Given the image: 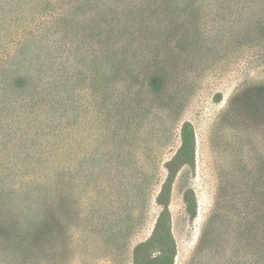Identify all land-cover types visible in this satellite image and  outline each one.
<instances>
[{"label": "rangeland", "instance_id": "374dc122", "mask_svg": "<svg viewBox=\"0 0 264 264\" xmlns=\"http://www.w3.org/2000/svg\"><path fill=\"white\" fill-rule=\"evenodd\" d=\"M256 3L238 15L231 6L223 19L207 3L203 15L171 13L157 28L130 13L112 20L108 31L126 49L114 39L96 88L76 87L86 106L73 123L13 96L25 82L2 66L22 28L52 17L12 23L0 9V264H155L161 236L174 242L171 264L229 262L215 246L216 217L238 212L231 198L240 189L247 199L257 172L251 146L264 157V8ZM89 7L75 25L93 27ZM152 58L162 61L146 73Z\"/></svg>", "mask_w": 264, "mask_h": 264}, {"label": "trees", "instance_id": "16d2710c", "mask_svg": "<svg viewBox=\"0 0 264 264\" xmlns=\"http://www.w3.org/2000/svg\"><path fill=\"white\" fill-rule=\"evenodd\" d=\"M0 0V6H2ZM8 8L1 11L16 22L20 17H28L35 13H49L52 17L44 21L40 28L25 29L16 34L15 45L2 65L12 73L16 82L24 80L22 86H15L14 95L18 100L26 99L33 103L42 104L47 109L41 110L49 116L56 115L68 122L75 120L76 108L84 107L83 99L77 100L76 87L82 82L91 89L99 84L101 75L106 74L107 67L104 60H108V53L113 51L112 46L119 41L120 49H126L127 41H121V37L113 36L108 28L112 20L126 13L134 14L141 21V25L157 28L161 25L165 16L171 13L191 14L192 17L203 15L204 5L211 3L216 8L215 17L223 19L228 11L238 15L242 13L249 4V0H8ZM258 6L264 8V0H257ZM90 5L93 7L95 18L90 28L88 22L75 25L86 16ZM106 5L108 6L106 8ZM232 6V7H231ZM88 7V8H87ZM230 7V8H229ZM58 10L55 14L51 13ZM91 10V9H90ZM48 14V15H49ZM91 17V14H89ZM85 26V27H82ZM95 33V41L91 34ZM113 37H112V36ZM144 45L146 39L140 38ZM131 46H128L130 49ZM112 49V50H111ZM102 58V60H101ZM156 58V56H155ZM145 61L147 71L154 70L162 60ZM102 61V62H101ZM143 72V73H145ZM154 74V71L153 73ZM138 82L143 85V75L139 76ZM118 112L116 109L113 110ZM106 114L107 112L104 111ZM114 123H121L113 117ZM186 134V133H185ZM192 136V135H191ZM183 151H187L188 145L191 149V164L194 168V154L192 153L194 143L190 144L186 135L183 136ZM251 151L256 157L257 172L247 178V199L243 200L237 194L231 198L239 206L238 212L232 214H217L218 224L215 231V246L222 252V257L230 258L226 264H264V157L257 153L255 146ZM180 153L178 159L182 155ZM187 154V153H186ZM185 154V155H186ZM97 159V158H96ZM191 169V170H192ZM259 186V187H258ZM171 183L167 182L159 194L160 202L170 194ZM258 188L261 190L258 192ZM60 194V191L59 193ZM57 196L59 197V195ZM63 205V204H62ZM192 209V206H190ZM161 236V235H160ZM164 256L161 255L155 264H167L173 262L175 245L168 236H161ZM247 252V260L243 256Z\"/></svg>", "mask_w": 264, "mask_h": 264}]
</instances>
